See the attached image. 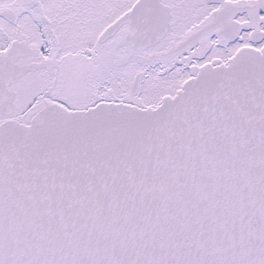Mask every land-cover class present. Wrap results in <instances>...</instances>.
Instances as JSON below:
<instances>
[{"label":"snow or ice","instance_id":"1","mask_svg":"<svg viewBox=\"0 0 264 264\" xmlns=\"http://www.w3.org/2000/svg\"><path fill=\"white\" fill-rule=\"evenodd\" d=\"M0 264H264V0H0Z\"/></svg>","mask_w":264,"mask_h":264}]
</instances>
